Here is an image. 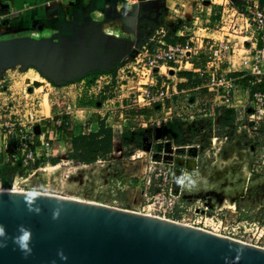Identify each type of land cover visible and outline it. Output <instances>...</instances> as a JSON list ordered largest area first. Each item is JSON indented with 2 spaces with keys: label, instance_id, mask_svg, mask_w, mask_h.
<instances>
[{
  "label": "rangeland",
  "instance_id": "374dc122",
  "mask_svg": "<svg viewBox=\"0 0 264 264\" xmlns=\"http://www.w3.org/2000/svg\"><path fill=\"white\" fill-rule=\"evenodd\" d=\"M113 1L109 2L113 4ZM119 1L122 5L112 7L114 13H123L128 7L127 0ZM138 3V0L130 2L131 5ZM258 3L262 5L264 0H258ZM138 7V25L129 21L126 24V28L132 30V38L123 35L115 46L101 42L96 50L94 45L89 46L90 50L78 48L82 42L76 31L62 34V24L57 22L45 26L40 18L33 23L17 24V16L23 11L14 13L11 19L2 20L0 44L35 41L69 52L79 51L90 59H101L108 53H116L118 58L103 69L97 68L79 78L55 81L56 85L36 69L41 86L35 88L30 84L32 80H27L30 75L24 74L29 68L27 64L20 63L19 67L10 71L18 77L17 87L31 89V93L36 90L37 96L46 94L42 111L45 108L48 119L52 117L56 120L60 116L65 123L58 129L50 155L42 147L38 149L40 154L44 152V156L40 165L32 167L36 171L14 169L11 175H5L6 182L0 180V190L37 191L95 202L166 217L250 241L253 233L264 231V130L260 131L264 113L257 114L250 106L253 88L264 90V83L250 87L248 93L242 91L244 99L237 106L235 119L225 126L208 124V116L204 115L205 111L195 100L174 99L170 115L181 117L186 125L188 119H193L195 123L191 129L185 127L180 142L164 136L166 125L163 122L167 114L161 109L151 108L147 115L152 120L142 126L147 121L135 116L136 111L144 110L146 106L135 102L139 75L134 70L135 65L126 58H131L136 49L126 53L128 45L132 39L136 41L137 48L147 46L153 50L167 43L158 41L159 33L155 26L162 24L160 19L163 15L159 16L158 12L163 10L156 12V7L147 2L139 3ZM130 11L134 13V8ZM29 13L20 15L26 17ZM71 19L76 21L72 16ZM94 36L92 31L87 30L83 37H88L87 42L90 43V38ZM82 60L81 57L78 63ZM131 64L132 67L128 68ZM24 81L26 83L22 85ZM67 85H73V88L63 90L62 87ZM128 85L133 87L134 93L125 97L128 102L120 107L122 98L119 95ZM75 102L79 107L91 105L93 109L88 111L89 117L98 116L95 121H98L99 127L103 125L113 129L114 138L118 141L115 150L95 152L97 147H94L90 150L95 153L92 158L86 155V149L80 150L77 158L71 156L68 148L71 137L90 135L95 133L96 128L90 126L91 130L84 131V125L78 126L75 121L71 124V115L65 112L70 106L75 107ZM161 103H166V100ZM126 105L131 111V120L125 119L126 112H121ZM113 106H117L114 109H120V112H111ZM248 113H255L254 120L248 118ZM55 120H51V126ZM80 127L83 129L80 130ZM82 132L86 133L80 134ZM191 159L194 165H190ZM184 175L190 177L192 183L177 184V178ZM258 244L264 247V239Z\"/></svg>",
  "mask_w": 264,
  "mask_h": 264
},
{
  "label": "water",
  "instance_id": "95a60500",
  "mask_svg": "<svg viewBox=\"0 0 264 264\" xmlns=\"http://www.w3.org/2000/svg\"><path fill=\"white\" fill-rule=\"evenodd\" d=\"M26 43L45 50L24 47L27 52H9L10 47ZM133 48L129 42L125 52ZM57 49L63 50L35 41L2 43L0 69L25 63L60 81L103 69L116 58L95 60L71 50L83 58L84 66L57 75L49 64ZM31 192L0 190V224L7 234L0 264H264L263 246L155 215L41 192L33 198ZM57 210L59 215L53 218ZM20 226L31 231L27 253L12 241ZM61 252L66 260L60 259Z\"/></svg>",
  "mask_w": 264,
  "mask_h": 264
},
{
  "label": "crops",
  "instance_id": "0c3cea01",
  "mask_svg": "<svg viewBox=\"0 0 264 264\" xmlns=\"http://www.w3.org/2000/svg\"><path fill=\"white\" fill-rule=\"evenodd\" d=\"M109 1L112 0H0V27L2 20L13 18L14 13L18 11H23L20 13L21 15L31 12L29 13V15H31L29 18L28 15L26 17H21L19 14L16 19L17 24L33 23L35 20L40 18L44 20L45 26L48 24L53 25L54 22H57L59 25L62 24V34L66 35L67 32L70 33L72 31H76L80 42H82L80 44L81 47L78 48L90 50L91 48H89V46L94 45L93 48L96 50V47H98V44L101 42L114 44L113 46H115L117 41H119L123 35L127 34L132 38V30L126 28V24L129 21V23L134 22L136 26L138 25L140 18V15L136 14L139 9L138 5L139 3L147 2L148 5L156 7V12L161 9L163 10L162 13L160 11L158 12L159 16H161V14L163 15L160 19L162 24H159L158 26L155 25L157 28L156 32L159 33L157 37L159 42H166L167 44L185 43L189 38H192L198 47V50L196 55L189 60L172 61L161 67L157 87L164 88L166 84H169V95L168 98H166V103L158 102L154 106H146L144 110L136 111L137 115L135 117H140L147 121V123L142 124V126H146L149 122H151L152 117L147 115V112L151 108L163 110L167 114L165 119L166 122L175 117L170 115L172 112L171 105L174 99L178 100L182 98H190L193 101L195 100L197 105L205 111L204 115L208 116V124L215 123L213 116H211L213 115V107L231 108L234 109L236 114V111L238 110L237 106H239L241 104V100L244 99L242 91H247L248 93L252 80L251 77L246 76L242 65L244 40L241 37H235L233 39L237 48L234 54L223 63V68L228 70L230 74L238 80V87L231 105H224L221 99L209 90L208 76H202L200 74V71L205 67V52L201 49V46H206L207 39L205 37L208 35L207 31H209V29L212 28L219 20L220 13H222L223 6L227 4V0L222 2H217L216 0H138V5H131L130 2H132V0H127L129 4L128 7L124 9L123 13H114V10L112 9V7H115L116 5H122L118 3L120 2L119 0H114L113 4ZM136 1L137 0H134V2ZM246 3L255 4L258 3V0L237 1L238 5H245ZM260 6H264V4ZM133 8L134 13L130 11L131 9L133 10ZM71 16L76 19L75 22H73ZM69 21L73 22L72 25L74 26L75 24V26L73 27L70 25ZM2 29L5 30L4 26ZM87 30L92 31L95 35L90 38V43L87 42V40H89L88 37H83L84 34L87 33ZM170 40L173 42H170ZM130 42H133L132 39ZM63 50L67 51V49ZM113 55H116V58L118 56L116 53H112L110 55L108 53L105 54L104 57H101V59H108ZM95 60H98V58ZM16 67H19V65L6 67L4 69L7 71V76L11 81L12 90L16 93L14 94L15 97L17 99H21L22 96L24 97L23 93L25 88L17 87L16 83L18 82V77L14 74V72H10ZM24 74L30 75V80L31 77L32 79H35L38 76L37 78H39L38 81L40 82L39 86H41L40 76L35 68H28L24 71ZM25 83L26 82L24 81L22 85ZM30 84L36 87L34 81ZM72 86L73 85H67L62 88L63 90H66L67 87L72 89ZM131 87V85L126 86L124 91H122L119 95V98H122V103L119 105L120 107L125 106V103L128 102V99L124 98L134 93V89L133 87L131 89ZM36 94L35 90L34 94H31V97L37 96ZM38 95V97L42 98L41 100L44 106L46 94ZM117 100L120 99L117 97ZM111 102H113V100H111ZM116 107L117 106H113L112 108L110 107L112 109L110 111L119 113L120 109H114ZM128 108L129 107L126 105V108L123 107L121 112H126L125 119L131 120L133 118H131V111ZM92 109L93 107L91 105L79 107L75 102V107H72L74 114V117L72 118L73 123L75 121L78 126L84 125V131L91 130L89 128L90 126H93L94 128L96 127L94 132L99 131L100 127L98 121H95L98 116L89 117L88 115V111H91ZM44 110L45 108L43 109L45 115L43 122L47 125L53 118L51 117V119H48L49 114ZM66 119H68V117H66ZM165 121L163 123L166 124ZM190 121L192 123L190 126L191 129L195 127V123L193 119H190ZM184 126L186 127L185 123ZM81 128L82 127L79 129L81 130ZM84 133L86 132H82L80 134Z\"/></svg>",
  "mask_w": 264,
  "mask_h": 264
},
{
  "label": "built area",
  "instance_id": "2783aa9c",
  "mask_svg": "<svg viewBox=\"0 0 264 264\" xmlns=\"http://www.w3.org/2000/svg\"><path fill=\"white\" fill-rule=\"evenodd\" d=\"M215 26L207 31L206 46H201L205 52V67L200 74L208 76L209 90L219 97L224 105H231L238 80L223 68V63L237 48L233 40L235 37L244 40L242 65L246 76L252 78L250 87L264 83V6H260L259 3L238 5L237 2L228 1L223 6L221 20ZM132 43L136 53L126 60L135 65L134 70L139 75V91L135 96V102L139 106H150L165 101L169 95V84L164 88L157 87L161 67L172 61L193 58L198 47L192 38L185 43L164 44L153 50L147 46L137 48L136 41ZM131 67L132 64L128 66ZM32 87L35 88L33 85ZM29 90L31 89L24 91V97L17 99L7 71L0 69V168L4 165L17 167L20 164L21 169L35 172L32 167L40 165L44 156V152L40 154L38 149L42 147L47 155H50L58 129L65 123L64 119L58 116L56 120L52 119L55 120L53 126L44 124L43 102L38 96L31 97L34 93ZM253 91L250 106L257 114L264 113V90L253 88ZM65 114L71 115L72 124L74 114L71 106ZM255 116V113H248L250 120H254ZM187 122L186 126L190 127L192 124L190 119ZM37 126L39 131L36 130ZM232 238L259 245L258 242L264 239V231L253 233L250 241Z\"/></svg>",
  "mask_w": 264,
  "mask_h": 264
},
{
  "label": "trees",
  "instance_id": "16d2710c",
  "mask_svg": "<svg viewBox=\"0 0 264 264\" xmlns=\"http://www.w3.org/2000/svg\"><path fill=\"white\" fill-rule=\"evenodd\" d=\"M170 42H173L170 40ZM39 70L34 66H29ZM43 74V73H42ZM48 78V77H47ZM49 79V78H48ZM53 84H57V82L49 79ZM246 83V81H245ZM213 119L216 124H221L223 126L231 123L235 119V111L231 108L224 107H213L212 108ZM166 128L164 129V136L172 138L176 143L180 142L183 137V132L185 130L183 119L179 116H175L169 121L166 122ZM264 130V124H262L260 131ZM142 138V137H140ZM118 141L115 140L113 129L107 128L102 125L99 131L95 133H90V135H81V136H72L70 141L68 142L69 151L71 152V156L77 158L79 157L80 150L86 149V155L91 158L95 155L92 153L94 147H97L98 150H101L103 153H109L112 150L116 149ZM97 154V153H96ZM14 169H21L20 164L17 167H12L10 165H4L0 168V180L6 182L7 179L5 175H11Z\"/></svg>",
  "mask_w": 264,
  "mask_h": 264
},
{
  "label": "bare ground",
  "instance_id": "6f19581e",
  "mask_svg": "<svg viewBox=\"0 0 264 264\" xmlns=\"http://www.w3.org/2000/svg\"><path fill=\"white\" fill-rule=\"evenodd\" d=\"M28 16H31V15H28ZM24 47H31V48L35 47L36 49L45 50V48H43L41 46H36L34 43H26L24 45H19V46L17 45V46L10 47L9 52L14 53V54H17L19 52H27L26 48H24ZM53 54L56 55V59H52V57H51L50 62L49 61L48 62L50 64V69L54 73H56L57 75H60L63 73H69L72 71H78L84 66V60H82L83 61L82 63H78L80 61L81 57L74 55L73 53H71L69 51L57 49V50L53 51ZM37 77L35 79L31 78V80L34 81L35 85L38 87L40 85V82L38 81L39 78H37ZM27 80H30V79L28 78ZM193 163H194V160L191 159L190 165H194Z\"/></svg>",
  "mask_w": 264,
  "mask_h": 264
},
{
  "label": "clouds",
  "instance_id": "9594fccd",
  "mask_svg": "<svg viewBox=\"0 0 264 264\" xmlns=\"http://www.w3.org/2000/svg\"><path fill=\"white\" fill-rule=\"evenodd\" d=\"M186 181H188L189 183H192L190 177H188L187 175L177 178L176 182L177 184L184 185ZM39 195L40 193L37 191H32L30 193V196L33 198ZM36 211H39V209H36ZM58 215H59V210L53 213V218L58 217ZM18 232H19V235L12 237L13 243H15L21 251H24L26 253L30 252L31 251L30 249V238H31L30 229H27L24 226H20V228L18 229ZM6 242H7V234H6L5 227L2 224H0V247H5ZM58 255L60 256L61 260L67 259V257H65L62 252L58 253Z\"/></svg>",
  "mask_w": 264,
  "mask_h": 264
},
{
  "label": "flooded vegetation",
  "instance_id": "af4514ba",
  "mask_svg": "<svg viewBox=\"0 0 264 264\" xmlns=\"http://www.w3.org/2000/svg\"><path fill=\"white\" fill-rule=\"evenodd\" d=\"M117 58H118V56H117ZM117 58H116V59H117ZM116 59H115V60H116ZM113 62H114V61H112V63H113Z\"/></svg>",
  "mask_w": 264,
  "mask_h": 264
}]
</instances>
